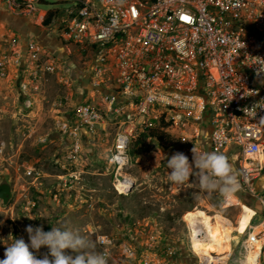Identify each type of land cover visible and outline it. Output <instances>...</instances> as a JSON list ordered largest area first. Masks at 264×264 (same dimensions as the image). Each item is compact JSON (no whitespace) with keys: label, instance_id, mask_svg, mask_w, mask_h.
Segmentation results:
<instances>
[{"label":"built area","instance_id":"1","mask_svg":"<svg viewBox=\"0 0 264 264\" xmlns=\"http://www.w3.org/2000/svg\"><path fill=\"white\" fill-rule=\"evenodd\" d=\"M7 1L25 10L34 5L33 0ZM60 40L90 54V81L102 90L99 101L105 107L76 104L73 120L58 123L72 139V154L81 150L82 130L94 136L104 132L105 119H117L109 150L126 149L123 156L130 163L123 172L131 165L133 139L154 130L160 120L209 121L212 151L229 158L239 171V191L261 206L263 220L253 224L256 212L246 250L260 244L257 262L262 264L264 190L257 185L264 182V72L257 73L258 58L264 60V0H80L60 19ZM28 54L31 78L48 82L59 68L55 57L33 42ZM6 67V59L0 61L1 78ZM108 165L116 172L117 165ZM97 243L107 250L109 263L115 239L98 235ZM118 253L126 264H150L138 260L134 245L124 242ZM198 264L211 262L199 259Z\"/></svg>","mask_w":264,"mask_h":264},{"label":"rangeland","instance_id":"2","mask_svg":"<svg viewBox=\"0 0 264 264\" xmlns=\"http://www.w3.org/2000/svg\"><path fill=\"white\" fill-rule=\"evenodd\" d=\"M43 1L51 5L41 3L40 6L54 9L63 4L67 6L65 9L71 8L68 1L65 4L63 0ZM59 22L55 20L52 24L59 25L60 33ZM7 76L2 80H6ZM53 76L48 77V82L42 80V83L30 79L31 85L39 84L41 93L45 95V99H40L42 108L44 111L49 108L48 112L54 102L71 97L75 91L72 81L61 87L51 82ZM20 89H11L9 92L8 87L0 84V185L9 184L13 193L8 205L0 201V254L4 255L6 247L14 239L30 243L26 232L29 225L42 226L47 232L53 224H59L80 231L94 243L97 251H101L97 243L98 235H108L115 239L117 248L108 264H126L118 253V246L124 242L137 248L139 261L150 264H184L173 260V257L181 256L176 243L190 241V230L184 216L189 211L200 209L211 216L220 215L232 223L236 222V226L241 227L235 232L240 235V239L233 236L236 240L233 242V256L226 264L249 261L245 256L247 250L244 241L256 212L243 203L245 194L238 190L236 195L225 199L218 190L210 192L202 189L195 176L181 185L172 184L168 179L171 169L167 168V162L174 153L185 154L191 163L194 147L197 153L209 152L211 131H204L203 124L187 125L163 119L151 130L169 136L163 143L155 138L144 137L143 134L133 139L129 150L131 165L123 172L134 180L135 186L131 193L125 194L120 192L114 179L115 169L108 165L107 160L118 131V120L105 119L101 125L104 132L99 130L88 143L83 141L81 135L82 147L74 155L73 162L60 166L52 160L56 156L51 147L56 146L47 145L46 140L47 132L51 129V134L58 124L55 117H49L40 124L41 131L37 128L32 138L22 135L25 133H21L22 130L28 131L36 122L29 117L25 118L23 111L30 107L34 110L41 103H37L32 92L25 93L23 97L22 86ZM25 97L32 99V104ZM164 124L169 126L162 130ZM24 142L25 145L20 147ZM2 143L4 146H1ZM25 162L29 164L25 165ZM232 166L239 180V171L235 165ZM65 174L68 176L62 178ZM262 220L263 215L258 213L253 224H259ZM137 239L141 241L140 244ZM170 249L172 255L168 253ZM48 251L42 248L34 254L42 258ZM192 252L190 264H197L196 255ZM68 254L75 255L71 250Z\"/></svg>","mask_w":264,"mask_h":264},{"label":"crops","instance_id":"3","mask_svg":"<svg viewBox=\"0 0 264 264\" xmlns=\"http://www.w3.org/2000/svg\"><path fill=\"white\" fill-rule=\"evenodd\" d=\"M33 1V9L25 10L23 8L16 7L14 4L7 0H0V61L6 59V68L8 75V78L6 80H2L3 78H0V84H4L6 87H8L9 92H11V89H20V86H22V91L24 92L23 97L25 96V93L28 94L32 92L34 93L33 98H35V100H38L37 103H41V105L34 110L30 107L29 110L23 111L25 118L29 117V119H31L32 121H36L31 126L29 125L30 129L28 131H21V133H27V135L25 133L22 134L24 137L27 136V138H32V134L36 132L35 130L37 128L39 130L42 129V127L40 128V126L49 117H55V122L58 121V123L64 121H72L73 109L76 104L91 103L100 108H105L99 101V94L102 90L94 89L90 81V73L88 71L89 69L86 62L90 58V54L81 52L77 47L73 45L64 44L60 40L59 25H43V21L50 11H53L55 13L53 22L55 20L59 22L64 14L68 12V10L74 8L80 0H63L64 4L68 1L67 3L71 5L70 9H65L67 6L63 4L60 6V8L56 7L54 9H51L49 8L50 6L39 5L41 3H46L45 5H51L47 2H44L43 0ZM32 42L37 43L39 46H41L42 50L49 56L56 57L55 59L60 69L57 74L52 77L51 82H54L57 85H61L62 87L63 84H69V82L72 81V86L73 88H75V94H73L74 92L71 93V97H67L65 101L59 100L61 101L60 104H58L57 101L54 102L53 106H50V112H48L49 108L45 111L44 108H42L41 100L45 99V95L41 93V88L38 87L39 84H34L36 87L34 85H31L30 79L32 65L30 60L28 59V45ZM84 64H86V67H83ZM24 68H26L27 70H25ZM18 75H20V79H18ZM25 98L26 101H29L30 104H32V99H28L27 97ZM54 105L57 107L54 108ZM33 125L35 126L33 127ZM203 125L205 128L204 131H211L209 121L205 120ZM50 131L51 129L47 132L46 135V138H48L46 139L48 140L47 145L54 144V146H56V148L51 147L52 152L55 153L54 156H56L55 158H52V160L58 162L60 166L67 165V163H70V161L73 162V159L75 157L72 154V139L68 137L67 134L62 132L58 124L55 131L52 130L53 132L51 134ZM81 134L85 143H88V141H92L93 136L88 131L82 130ZM48 135L49 137H47ZM25 142L21 143L19 146L22 147L23 145H25ZM208 145L210 147L209 152H211L212 148L210 138L208 140ZM87 148H89V146ZM45 156L48 158L47 155ZM26 164L29 163L25 162V165ZM25 165L23 166L25 167ZM67 176L68 174L62 175V178ZM257 189L264 190L263 181H260L258 183ZM243 197L245 198V202H243L245 203V205L254 209L255 212L262 214L261 206L256 200H254L250 195L246 194ZM224 219L229 225H233L236 223H232L226 218ZM240 228L241 227L239 225L237 229L240 230ZM233 236L234 238L235 236H237L240 239V235L235 232ZM137 242L138 244L141 243V241L138 239ZM244 244L247 246V239L244 241ZM189 246L191 247L190 241L183 242L181 244L176 243V247L178 248V250H180L181 256H178V258L173 257V260L182 262L184 264H190L193 259V252L192 250H190L191 248ZM4 258V255L0 254V259Z\"/></svg>","mask_w":264,"mask_h":264},{"label":"clouds","instance_id":"4","mask_svg":"<svg viewBox=\"0 0 264 264\" xmlns=\"http://www.w3.org/2000/svg\"><path fill=\"white\" fill-rule=\"evenodd\" d=\"M261 65L259 75L264 72V60L258 58ZM193 162L181 153H174L167 162L171 169L168 179L175 185L189 182L195 176L202 189L219 191L228 199L240 189V183L229 158L215 151L197 153L193 148ZM30 243L23 239H14L6 247L4 259L0 264H108V252L97 251L95 245L80 231L53 224L50 231L45 232L42 226L26 228ZM47 248L48 253L38 258L35 253ZM75 253L69 255L68 251Z\"/></svg>","mask_w":264,"mask_h":264},{"label":"bare ground","instance_id":"5","mask_svg":"<svg viewBox=\"0 0 264 264\" xmlns=\"http://www.w3.org/2000/svg\"><path fill=\"white\" fill-rule=\"evenodd\" d=\"M125 152L126 149L120 150L117 154L111 153L108 162L112 166L117 165L115 180L120 192L129 194L132 192L135 183L130 176L121 171L130 163V160L123 156ZM184 221L190 229L189 239L191 248L197 258V264L199 263V259H206L211 264L213 262L214 264H226L228 262L233 254V234L237 231V224L229 225L222 216H211L200 209L186 213ZM200 227L206 231L200 232ZM261 228L258 227L255 233L260 231ZM259 249L260 244L250 245L245 255L249 261H241V264H259L257 262V251ZM213 255H215V258Z\"/></svg>","mask_w":264,"mask_h":264},{"label":"trees","instance_id":"6","mask_svg":"<svg viewBox=\"0 0 264 264\" xmlns=\"http://www.w3.org/2000/svg\"><path fill=\"white\" fill-rule=\"evenodd\" d=\"M55 17V13L53 11H50L48 13V15L45 17L44 21H43V25L44 26H50L53 22V19ZM169 125H162L161 126V129L162 128H166L168 127ZM144 137H148V138H151V139H157L159 142L163 143L164 140H166L165 138H169L168 135H166L165 133H153L152 131H149V134H143ZM138 144H143L142 141H137Z\"/></svg>","mask_w":264,"mask_h":264},{"label":"water","instance_id":"7","mask_svg":"<svg viewBox=\"0 0 264 264\" xmlns=\"http://www.w3.org/2000/svg\"><path fill=\"white\" fill-rule=\"evenodd\" d=\"M13 198L11 186L9 184L0 185V201L4 205H8L9 201Z\"/></svg>","mask_w":264,"mask_h":264}]
</instances>
